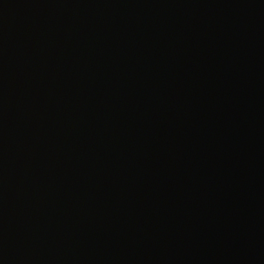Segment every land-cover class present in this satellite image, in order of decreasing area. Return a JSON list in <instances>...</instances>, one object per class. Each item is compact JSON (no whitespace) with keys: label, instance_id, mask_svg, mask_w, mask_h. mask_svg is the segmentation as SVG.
Wrapping results in <instances>:
<instances>
[{"label":"water","instance_id":"obj_1","mask_svg":"<svg viewBox=\"0 0 264 264\" xmlns=\"http://www.w3.org/2000/svg\"><path fill=\"white\" fill-rule=\"evenodd\" d=\"M0 264H264V0H0Z\"/></svg>","mask_w":264,"mask_h":264}]
</instances>
